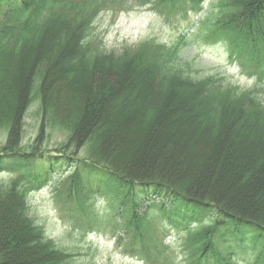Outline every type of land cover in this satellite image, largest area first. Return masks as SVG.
I'll return each mask as SVG.
<instances>
[{
	"label": "trees",
	"instance_id": "trees-1",
	"mask_svg": "<svg viewBox=\"0 0 264 264\" xmlns=\"http://www.w3.org/2000/svg\"><path fill=\"white\" fill-rule=\"evenodd\" d=\"M104 1L112 0H0V130L8 132L0 171L23 172L0 184V264H75L28 204L67 164L68 197L78 201L69 213L89 216L97 196L121 205L119 228L139 240L147 264H264V0H213L218 10L201 24L207 41L260 76L252 89L193 76L187 35L99 50L92 32ZM206 1L141 3L168 14L184 4L203 12ZM37 101L40 134L24 150ZM54 126L68 137L46 153ZM158 220L186 235L181 262L156 234Z\"/></svg>",
	"mask_w": 264,
	"mask_h": 264
},
{
	"label": "rangeland",
	"instance_id": "rangeland-1",
	"mask_svg": "<svg viewBox=\"0 0 264 264\" xmlns=\"http://www.w3.org/2000/svg\"><path fill=\"white\" fill-rule=\"evenodd\" d=\"M212 2L213 0L205 2L203 12L191 10L188 4H184L167 14L159 12L149 4H142L141 0H124V4L121 0L104 1L94 23V44L102 51L120 52L125 47L136 46L145 40L170 45L180 36L187 35L190 41L182 54L189 63L193 76L221 75L226 77V83H234L246 89L255 88L260 82L259 75L244 73L232 62L229 51L222 43L207 41L204 26L201 24L207 13L214 15L212 12L218 10L217 2L211 4ZM213 18L211 15L210 19ZM262 86L264 88V84ZM42 119L37 101L25 116L21 141V148L24 150L31 149L35 144ZM67 137L66 130L58 126L50 127L41 149L46 153H55L66 142ZM7 138L8 132L0 130V148ZM72 171V165L68 164L53 169L47 185L29 196L30 215L35 223L44 228L46 235L58 247L73 254L75 264H147L137 253L140 252L139 240L119 228L124 224L121 220L125 208L121 205L97 196L87 203L90 207L89 216L87 213L85 216L78 212L69 213L70 207L78 205L76 199L70 200L68 197V177ZM22 173L20 170H1L0 184H6L13 176ZM157 211L158 209L152 208L148 213L156 216ZM144 212L146 211L141 210V213ZM89 220L94 222L93 227L87 225L91 224ZM156 230L160 239L165 235V243L170 245L171 252H175L177 261L181 262L186 235L170 229L161 220L157 221Z\"/></svg>",
	"mask_w": 264,
	"mask_h": 264
}]
</instances>
